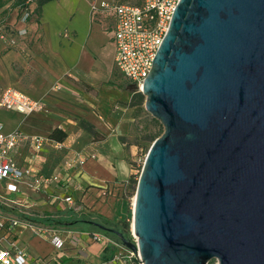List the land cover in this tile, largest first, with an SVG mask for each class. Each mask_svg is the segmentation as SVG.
I'll return each instance as SVG.
<instances>
[{"label":"water","instance_id":"95a60500","mask_svg":"<svg viewBox=\"0 0 264 264\" xmlns=\"http://www.w3.org/2000/svg\"><path fill=\"white\" fill-rule=\"evenodd\" d=\"M141 94L142 264H264V0H179Z\"/></svg>","mask_w":264,"mask_h":264},{"label":"crops","instance_id":"0c3cea01","mask_svg":"<svg viewBox=\"0 0 264 264\" xmlns=\"http://www.w3.org/2000/svg\"><path fill=\"white\" fill-rule=\"evenodd\" d=\"M123 1L28 3L31 15L24 21L20 19L23 3L0 0V23L6 36L15 41L10 45L0 39V94L13 88L43 106L28 116L0 108V131L45 138L38 154L29 143L20 142L10 158L18 169L45 176L60 174L64 180L40 190L28 188L30 178L0 181V221L19 222L0 234L11 250L27 255V264H122L117 258L126 255L124 246L111 238L98 243L92 231L81 229L54 230L64 240V248L56 249L49 235L36 236L23 225L28 217L59 218L72 213L129 222L124 184L131 172L129 160L139 150L131 141V130L151 116L144 105L140 110L129 107L134 86L114 67V13L91 9L92 4ZM19 30L26 35L19 36ZM80 120L92 125L99 137L81 129ZM56 130L66 135L64 141L52 139ZM54 143L62 148L55 149ZM77 157L81 164L66 166ZM10 184L16 193L8 191ZM69 195L76 206L65 203Z\"/></svg>","mask_w":264,"mask_h":264},{"label":"built area","instance_id":"2783aa9c","mask_svg":"<svg viewBox=\"0 0 264 264\" xmlns=\"http://www.w3.org/2000/svg\"><path fill=\"white\" fill-rule=\"evenodd\" d=\"M179 0H141L138 4L102 2L92 4L93 11L112 12L115 16L113 39L115 44L114 67L121 77L131 83L136 92L142 91L143 83L147 78L155 55L160 48L164 36L167 33L172 15ZM30 12H25L22 18L24 21L30 17ZM25 30H19V36L26 35ZM0 39L15 45V41L8 38L4 31L3 23H0ZM0 108L4 110H14L24 115H32L40 112L43 108L38 101L31 99L23 93L7 88L0 94ZM45 138L39 136H26L20 132L4 133L0 131V181L12 180L21 182L25 178H30L29 188L40 190L53 184H60L64 181L60 174L45 176L41 173L32 172L29 169H18L10 154L16 149L20 142L29 143L34 154H38L41 147L46 142ZM55 149H61L59 143H54ZM81 164L79 157L69 160L66 166L69 168ZM10 193H16L13 184L8 185ZM65 203L70 206L76 204L72 195L64 197ZM11 203V201H10ZM16 220L0 221V232L12 230L17 227ZM24 227L30 228L36 236L49 235L51 242L56 249H60L62 241L57 232L52 229L36 226L23 222ZM93 241L106 243L108 238L100 233L91 234ZM130 241L138 247V239L130 227ZM5 237L0 234V264H27V255L20 250H11L4 244ZM126 255L120 256L122 264H142L139 253L126 249Z\"/></svg>","mask_w":264,"mask_h":264},{"label":"trees","instance_id":"16d2710c","mask_svg":"<svg viewBox=\"0 0 264 264\" xmlns=\"http://www.w3.org/2000/svg\"><path fill=\"white\" fill-rule=\"evenodd\" d=\"M19 3H23L21 5L22 8V13L20 14V19L23 17V15L25 14V12H29V8L26 7L28 3H36L39 6L51 1V0H18ZM129 0H124L123 3H128ZM131 1V0H130ZM135 3L134 4H138L140 3L141 0H134ZM145 103V97L140 93V92H134L132 94V98L131 101L129 103V107H133V108H137L138 110H140L141 108L143 109V105ZM142 120V119H141ZM139 120V122L141 121ZM155 121V120H153ZM138 122V123H139ZM79 125L81 127V129L85 130L86 132H88L89 134L93 135L94 138H98L99 134L95 131V128L86 123L84 120H80ZM52 139L54 141L57 142H62L66 139V135L62 132V131H54L53 134L51 135ZM152 143L157 139V138H151ZM150 145V146H151ZM149 148L146 151V154L148 152ZM141 171V170H140ZM140 175V172H139ZM139 177V176H138ZM130 178L128 179V181L124 184V196L127 197L126 195V190L128 189L129 185H130ZM76 206V204H75ZM25 221H27L28 223L32 224V225H36V226H41V227H46L52 230H56L59 228H67V229H81V230H88V231H92L93 233H100L102 235H105L106 237L111 238L113 241H115L116 243H118L119 245H122L121 242L119 241V239L112 234L109 230H115L118 231L120 233H122L124 235V237L128 240L131 239L130 237V223L129 222H112L106 218H104L103 216L100 215H94V214H67L64 216H60L59 218H55L53 216H46V217H42V218H33L30 219L25 218ZM210 264H214V262H211Z\"/></svg>","mask_w":264,"mask_h":264},{"label":"rangeland","instance_id":"374dc122","mask_svg":"<svg viewBox=\"0 0 264 264\" xmlns=\"http://www.w3.org/2000/svg\"><path fill=\"white\" fill-rule=\"evenodd\" d=\"M134 2V1H133ZM136 88L133 87L132 93L135 92ZM154 119L152 117L144 118L142 119L135 128H132V134L134 136V139H131V141L135 142L138 149L136 154L133 158H130L129 160V169L130 172V185L128 189L126 190L127 199L129 200V223L131 227L132 223V216H133V200L135 197L137 182H138V176L139 172L142 169L145 157H146V151L148 148H150L151 145V138H158L163 133V127L158 121H153ZM29 188V187H28ZM30 189V188H29ZM32 190V189H30ZM31 233L34 234V232L31 230ZM35 235V234H34ZM61 239V238H60ZM62 246L60 249L64 248L63 238H62ZM4 244L9 247L8 241L5 239ZM10 248V247H9ZM214 264H217V262H214Z\"/></svg>","mask_w":264,"mask_h":264},{"label":"bare ground","instance_id":"6f19581e","mask_svg":"<svg viewBox=\"0 0 264 264\" xmlns=\"http://www.w3.org/2000/svg\"><path fill=\"white\" fill-rule=\"evenodd\" d=\"M133 202H134V200H133Z\"/></svg>","mask_w":264,"mask_h":264}]
</instances>
